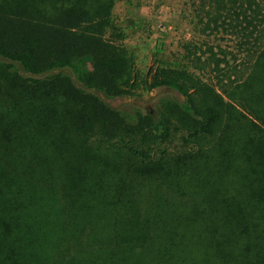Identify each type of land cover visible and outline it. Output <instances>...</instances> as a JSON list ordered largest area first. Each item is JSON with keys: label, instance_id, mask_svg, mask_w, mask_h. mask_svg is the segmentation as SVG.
<instances>
[{"label": "trees", "instance_id": "obj_1", "mask_svg": "<svg viewBox=\"0 0 264 264\" xmlns=\"http://www.w3.org/2000/svg\"><path fill=\"white\" fill-rule=\"evenodd\" d=\"M196 1L214 28L236 12L259 26L244 78L220 87L247 114L170 68L147 89L181 102L113 107L133 93L132 61L105 37L114 0H0V264H264V0ZM172 129L215 136V164L134 149Z\"/></svg>", "mask_w": 264, "mask_h": 264}, {"label": "rangeland", "instance_id": "obj_2", "mask_svg": "<svg viewBox=\"0 0 264 264\" xmlns=\"http://www.w3.org/2000/svg\"><path fill=\"white\" fill-rule=\"evenodd\" d=\"M236 13L221 18L214 28V24L211 22L208 25L207 18L199 12L196 0H114L111 25L105 32V37L121 46L131 59L133 93L122 98L106 99L107 103L130 113L144 115L149 111L158 116L169 101L183 100L176 90L170 88L147 89V81L155 70L170 68L185 70L215 87L223 101L235 107L236 114H247L246 109L238 105L240 97L237 94L232 101L221 91H234L244 78L249 54H253L261 40L256 39L259 26L257 29L244 30L245 22ZM260 13L264 18V3ZM206 25L209 26L207 29ZM245 33L254 35L246 38L242 35ZM212 54L216 59L227 62V65L222 63L220 72L212 71ZM228 72H231L230 79L227 75L223 76ZM216 78H221V82L217 83ZM245 125H241L231 139L235 146L242 145L247 140L248 128ZM216 142L215 136L191 137L183 131L172 129L166 136L150 140L148 147L138 145L134 149L143 147L152 158H159L162 154L170 157L183 153H204L207 156L205 160L213 165L215 159H210L209 151H212ZM242 166L244 165H240L241 171ZM83 180L82 177L71 178L70 182L80 185ZM151 187L157 189L155 185Z\"/></svg>", "mask_w": 264, "mask_h": 264}, {"label": "water", "instance_id": "obj_3", "mask_svg": "<svg viewBox=\"0 0 264 264\" xmlns=\"http://www.w3.org/2000/svg\"><path fill=\"white\" fill-rule=\"evenodd\" d=\"M166 90H168V88H166Z\"/></svg>", "mask_w": 264, "mask_h": 264}]
</instances>
